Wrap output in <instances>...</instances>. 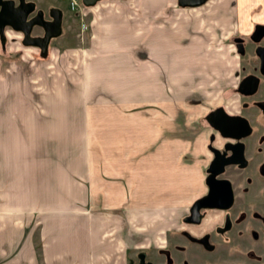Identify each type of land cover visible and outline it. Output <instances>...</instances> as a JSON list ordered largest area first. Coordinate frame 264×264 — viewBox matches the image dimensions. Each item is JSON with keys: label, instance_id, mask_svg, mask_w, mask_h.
Returning a JSON list of instances; mask_svg holds the SVG:
<instances>
[{"label": "rangeland", "instance_id": "obj_1", "mask_svg": "<svg viewBox=\"0 0 264 264\" xmlns=\"http://www.w3.org/2000/svg\"><path fill=\"white\" fill-rule=\"evenodd\" d=\"M33 1L46 16L47 8L54 5L61 7L63 15L59 34H51L44 47L25 43L21 32L10 25L2 38L0 141L2 153L9 157L11 148L17 153V174L23 176L27 169V154L41 157L34 144L49 143L52 154L53 145L62 140L57 134L71 145L127 143L131 152L145 153L142 161L134 157L131 162L135 176L144 171L146 191L136 205L144 208L145 222L175 219L166 223L173 228L160 229L157 238L147 236L131 243L127 264L138 260L140 251L155 264H264V177L255 175L249 165L228 174L235 187L231 228L216 227L223 209L208 208L200 223L183 220L195 196L207 190L203 179L211 157L207 142L218 104L234 111L244 106L254 122L255 134L249 141L262 143L264 149V112L249 105L250 98L236 88L243 74L257 70L258 56L251 47L239 54L232 42L233 34L247 33L254 22L264 21V0H207L195 7L176 4V25L160 11L161 6L149 4L151 0H98L83 5L81 12L71 10L64 0ZM164 1L172 9V0ZM33 30L43 29L35 25ZM171 30L187 36L182 43L187 49L177 50L175 70L171 74L149 70L147 64L134 70L133 58H145L151 44ZM125 49L129 51L123 60L112 59V53ZM114 66V72L126 74L107 80L104 68L109 73ZM142 73L146 78H140ZM168 85L174 90H164ZM140 89L144 97H128L129 90ZM154 91L161 92L159 97L152 98ZM260 92H264V78ZM153 101L157 102L149 107ZM116 120L120 125L109 127L107 123ZM169 129L175 134L176 149L166 157ZM80 151H76L80 156L90 155L85 147ZM130 185L139 190L137 182ZM150 208L154 211L148 213ZM136 210L130 209L131 217H137ZM29 233L34 241L40 236L37 225L28 226L22 237ZM199 234L208 235L214 246L206 248L189 236Z\"/></svg>", "mask_w": 264, "mask_h": 264}, {"label": "crops", "instance_id": "obj_2", "mask_svg": "<svg viewBox=\"0 0 264 264\" xmlns=\"http://www.w3.org/2000/svg\"><path fill=\"white\" fill-rule=\"evenodd\" d=\"M172 2V9L164 0H151L149 4L161 6L160 11L176 25L178 3L177 0ZM171 31L151 44L145 58H133L134 70H138L140 66L144 68L146 64L149 70H168V74L175 70L177 50L187 49L182 44L187 36ZM1 44L0 36V57L3 54ZM126 51L129 50L112 53V59L123 60L128 54ZM116 68L114 66L109 73L104 68L105 74L102 75L112 81L117 77L122 78L126 73L114 72ZM1 70L0 63V97L3 83ZM140 78H146L144 73ZM165 89H170V92L174 90L170 85L165 86ZM140 90H129L128 97H144L141 94L143 90ZM160 94V91H154L152 98L155 97L153 95L159 97ZM169 95L171 98V94ZM156 102L153 101L148 106L151 107ZM1 124L0 111V135ZM107 124L111 125L109 127L120 125L117 120L113 124ZM167 133L170 137L165 141L169 147L166 157H170L176 149L173 147L176 137H173L175 134H172L171 129ZM56 136H60L62 140L53 145L52 154L49 153V143L42 141L40 145L34 144L38 151L41 150V157H35L31 152L27 154L24 164L27 169L23 176L17 174V153L12 148L9 157L2 153L3 145L0 141V264H127L131 243L139 242L141 238L145 240L147 236L155 238L160 229L173 228V224L166 223L174 221V217L164 221L158 218V221L148 223L145 222L147 217L144 208L136 205L144 197L146 187L144 171L139 170L135 176L131 162L134 157L142 161L145 154L143 150L131 152L127 143L117 141L110 144L107 140L103 144L94 141L88 144L89 147L82 145L80 141L71 145L65 141L63 134ZM56 136L53 138L55 141ZM84 147L90 151L91 156L88 153L80 156L76 152L81 153L80 150ZM133 181L138 183V191L130 185ZM22 197L24 199L20 200ZM134 207L137 209L135 218L130 213V209ZM150 211L154 210H147L148 213ZM30 225H37L39 229L40 236L35 241L33 233L22 237Z\"/></svg>", "mask_w": 264, "mask_h": 264}, {"label": "water", "instance_id": "obj_3", "mask_svg": "<svg viewBox=\"0 0 264 264\" xmlns=\"http://www.w3.org/2000/svg\"><path fill=\"white\" fill-rule=\"evenodd\" d=\"M17 1V2H16ZM98 0H83V4L93 5L97 3ZM206 0H177L180 6L193 5L197 6ZM36 2L33 0H0V36L4 38L6 26H12L14 29L23 31V41L27 44H38L40 47H44L48 42L49 35H57L61 29V16L62 11L60 7H52L51 10H55L58 13L54 14L53 20H44V11L37 9L36 14L29 18V15L34 11ZM43 24L46 27V34L43 41H39V37H29V32L31 31L34 23ZM50 23V25H48ZM51 26V29H50ZM253 32L251 38L255 41H259L264 36V23L255 22L253 27ZM238 43V52L243 51V44L240 42L241 37L235 38ZM256 53L260 57L259 67L261 73L264 74V45L259 44L255 48ZM258 74L256 72H251L248 74H243L240 78L237 90L239 92L250 94L255 91L256 86H258ZM221 118L223 120H218L219 128L222 132L231 126L233 119L232 115L227 112L221 113ZM240 118V117H236ZM240 126L247 127L248 122L246 120L240 119ZM243 120V121H242ZM225 133V132H224ZM227 148H232V152L229 155H224L223 151L215 150V155L213 160L207 166L209 173L205 178L206 184L209 185L208 191L201 196H196L192 204H190L189 210L190 214L186 215L184 219L187 221L196 222L201 216V208L212 206V207H228L234 200L233 196V186L229 179L224 177H217L216 175L220 173L225 164L231 162H245V157L242 155L243 146L241 142H226ZM224 228H229L231 222L226 220ZM146 254L144 251L139 252V259L134 261L133 264H154L150 259H145Z\"/></svg>", "mask_w": 264, "mask_h": 264}, {"label": "flooded vegetation", "instance_id": "obj_4", "mask_svg": "<svg viewBox=\"0 0 264 264\" xmlns=\"http://www.w3.org/2000/svg\"><path fill=\"white\" fill-rule=\"evenodd\" d=\"M206 1H203V2H206ZM202 3H200V4H202ZM200 4L197 5V6H200ZM50 8H52V7L49 6L47 8V11L49 12V14L47 16L44 14V16L42 17L44 20H47V19H50V20L52 19L53 20L54 14L58 13L57 11L51 10ZM37 9H38V7H36V9H34V11L29 15V18L33 17L36 14V10ZM254 23L252 25L251 30H249L247 33L240 31L238 33L233 34L234 36H232V42L235 43V45L237 47V51H238V49H239L238 43L239 42H237V40L235 38L241 37L240 42L243 44L244 48H243V51L238 52V53L240 54V53L246 52V50L249 47H251L252 48L251 51H253L254 54H256L258 56V60H256L254 62L256 67H257V70H255L254 72H256V74H258L259 83H258V86H256L255 91L250 93V94L243 93V92L241 93L238 90L237 91L241 95H245V96H247V98H250L249 99L250 100L249 105L259 107L260 110L264 112V92H260V86H261V84L263 82L264 74L261 73V71H260V67H259L260 57L255 51V48H257V46L259 44L264 45V36L259 41H255L254 39L251 38L252 32L254 30L253 29ZM262 23H264V21ZM35 25H40L42 27L43 30H42L41 33H39V32L33 33L32 32V31H34L33 28H34ZM48 25H50V23H48ZM50 29H51V26H50ZM46 30L47 29H46L45 25L35 22L33 24V27L31 29V31L29 32V37L38 36L39 37L38 39L41 42V41H43L42 39L44 38V36L46 34ZM21 34H22V37H23V31L21 32ZM49 36H51V35H49ZM239 82H238V85H239ZM224 112H227L229 115L230 114L232 115L233 122H232L230 127L226 128L222 132V130L219 128V125H217L218 124L217 122H218V120H223L221 118V113H224ZM250 116L251 115L247 114V111L244 110V106H243L242 109L234 111L233 109H228L227 107H224L221 104H218L216 106V108L214 110V113L212 114V120L214 122L213 123L214 124V126H213L214 130L210 132V139L207 142V146L209 147V149L211 151L210 152L211 153V157H209L210 160L208 162V165L213 160V157L215 155V153H214L215 150H219L220 149V151L224 152L225 156L229 155L232 152V148H227L226 147V145H225L226 142H231V141L232 142H234V141L237 142L238 141V142H241L242 144H244L242 155H243V157H245V162L243 164L240 163V162H231V163L225 164L223 166L222 170H220V173H218L216 175L219 178L220 177H224V178L229 179L231 183H232V180L230 179V176L228 174H231L232 169L242 170L248 165H249V167L254 169V172H256L255 175H258V176L262 175L264 177V154L262 155V152H261L262 150H264V149H262V145L263 144L259 143V142L252 143V142L249 141L251 139V136L253 137V135L255 134L254 131H253L254 130V127H253L254 122H253V120H252V118ZM236 117H240V118H236ZM240 119L246 120L248 122L247 127L244 126L245 125L244 123H243V126H240V121H241ZM251 144H253V146H254V144H256L254 146V151L251 150V147H250ZM207 166H206L207 173L205 175V178L207 177V174L209 173V171L207 170ZM251 177H253V176L251 175ZM205 178H203V179H204V182L206 184ZM206 185H207V190L204 191L203 193H201L200 195L198 194L199 196L203 195L204 193H206L208 191L209 185L208 184H206ZM232 186H233V196H234L235 195L234 194V189H235L234 183H232ZM262 193H263V191H262ZM198 195H196V196H198ZM196 196H195V198H196ZM234 201H235V196H234L233 202L226 208L225 207L219 208V207H212V206L201 208L200 209L201 210V216L199 217V219L196 222L187 221L186 219H184V217L186 215L190 214V210H189L190 205H189V207H188L189 212L185 213V215L183 217V220L185 222H187V223H192V224H196L198 222L200 223L202 221L203 216H205V213L208 210V208L219 209V210L223 209L224 210V214L222 215V220L220 221V223L216 227H217L218 230H221V231L223 229L227 230V229L231 228V226L233 224L232 217H231V214H230L229 210H230V207L232 206V204L234 203ZM227 219L229 220V222H231V226L229 228H224L225 224L227 223L226 222ZM189 236L191 238L195 239L196 241L197 240L201 241V243L206 248L210 249V248H212L214 246L213 241L209 238L208 235L199 234V235H197V237L196 236H191V235H189ZM137 259H139V252H138ZM146 259H149V258H146Z\"/></svg>", "mask_w": 264, "mask_h": 264}, {"label": "built area", "instance_id": "obj_5", "mask_svg": "<svg viewBox=\"0 0 264 264\" xmlns=\"http://www.w3.org/2000/svg\"><path fill=\"white\" fill-rule=\"evenodd\" d=\"M66 1L68 4V7L72 10H78V11H82L81 8H82V0H64ZM86 25L84 24L83 28H85Z\"/></svg>", "mask_w": 264, "mask_h": 264}]
</instances>
